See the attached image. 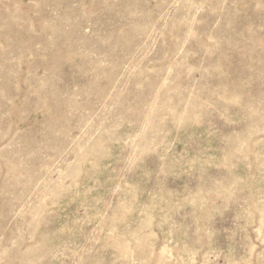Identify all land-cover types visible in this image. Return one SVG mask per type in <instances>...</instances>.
Segmentation results:
<instances>
[{
  "label": "rangeland",
  "instance_id": "1",
  "mask_svg": "<svg viewBox=\"0 0 264 264\" xmlns=\"http://www.w3.org/2000/svg\"><path fill=\"white\" fill-rule=\"evenodd\" d=\"M0 264H264V0H0Z\"/></svg>",
  "mask_w": 264,
  "mask_h": 264
}]
</instances>
